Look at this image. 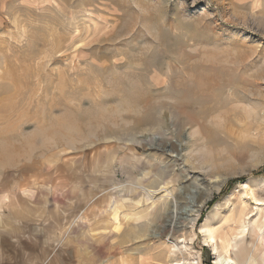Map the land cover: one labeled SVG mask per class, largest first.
Here are the masks:
<instances>
[{
    "label": "rangeland",
    "instance_id": "rangeland-1",
    "mask_svg": "<svg viewBox=\"0 0 264 264\" xmlns=\"http://www.w3.org/2000/svg\"><path fill=\"white\" fill-rule=\"evenodd\" d=\"M262 181L264 0H0V264H264Z\"/></svg>",
    "mask_w": 264,
    "mask_h": 264
},
{
    "label": "bare ground",
    "instance_id": "bare-ground-1",
    "mask_svg": "<svg viewBox=\"0 0 264 264\" xmlns=\"http://www.w3.org/2000/svg\"><path fill=\"white\" fill-rule=\"evenodd\" d=\"M260 186H261V189L264 190V181H262ZM162 188L166 189V184ZM246 188L250 191L251 199H253V201H254L253 203H254L255 207L257 209H259V210L260 209H264V199L257 198L256 195L254 194V192L251 190V188L248 185H246ZM128 199H130V198H128ZM146 216H148V215L145 214V213H139V214L137 213V219H143ZM203 232H205V243H206V245L213 247L214 255H216L215 264H239L235 260H233L232 258L226 257V256H224V255H222L220 253V248H219V246L217 244V235L215 234V231H214V229L211 226L206 225L204 227ZM229 248L230 249L233 248L234 250H236L238 248V245L237 244H234V245L233 244H228L227 241H224L223 249H225L226 252L228 253L229 250H230ZM251 261H252V257H248L246 259V262L248 264ZM175 264H177V263H175Z\"/></svg>",
    "mask_w": 264,
    "mask_h": 264
},
{
    "label": "trees",
    "instance_id": "trees-1",
    "mask_svg": "<svg viewBox=\"0 0 264 264\" xmlns=\"http://www.w3.org/2000/svg\"><path fill=\"white\" fill-rule=\"evenodd\" d=\"M235 183H237V181H233V182L231 183V185H234Z\"/></svg>",
    "mask_w": 264,
    "mask_h": 264
}]
</instances>
